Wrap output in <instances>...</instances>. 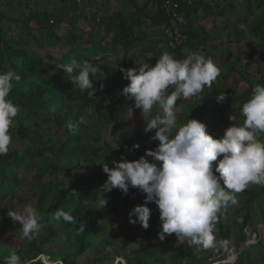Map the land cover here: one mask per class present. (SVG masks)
Segmentation results:
<instances>
[{"label": "trees", "instance_id": "16d2710c", "mask_svg": "<svg viewBox=\"0 0 264 264\" xmlns=\"http://www.w3.org/2000/svg\"><path fill=\"white\" fill-rule=\"evenodd\" d=\"M113 1L0 0V72L12 69L21 76L9 94L20 107L10 128L12 142L9 152L0 155V264L12 252L21 264H121L117 258L125 264H202L225 246L242 249L233 264H264L261 242L242 247V230H255L264 209V185L250 183L234 193L235 205L218 210L215 248L190 246L185 239L174 254L170 253L174 244L167 240L176 236L159 238L161 221L154 202L147 205L151 209L147 229L130 223L121 212L129 213L144 203L146 194L141 190L130 187L125 195L113 189L105 193L108 203L103 208L95 192L107 179L103 164L111 168L112 161L122 157L138 160L159 144L152 139L155 129L149 133L143 129L162 110L154 105L143 118L134 101L122 95L128 81L120 68L136 67L135 61L154 65L164 52L179 60L193 53L202 55L219 67L220 74L197 96L177 100L171 137L189 119L205 123L213 138L222 137L234 123L230 116L242 122L243 103L255 86H264V0H170L174 5H167L169 0H121L119 5ZM167 9L169 14V9L182 12L185 18L179 28L184 40L168 48L162 33ZM216 11L225 17L222 32H227L229 43L214 51L209 40L218 35L201 21L216 16ZM243 39L250 42L248 49L241 47ZM55 49H63L59 57L50 53ZM230 51L235 58L228 62ZM246 53L252 57L242 64ZM73 58L89 61L104 72L93 81L97 90L91 98L71 84L60 67ZM233 74L239 78L237 90L229 82ZM172 91L170 86L167 94ZM221 93L226 98L218 103ZM69 123L78 125L74 133ZM117 125L122 134L113 129L107 142L106 128ZM257 135L264 142V132ZM136 144L139 148L133 147ZM26 207L43 218V227L31 239L23 237L20 223L7 215ZM57 208L70 212L77 223L52 220ZM81 222L84 231L78 230Z\"/></svg>", "mask_w": 264, "mask_h": 264}, {"label": "clouds", "instance_id": "9594fccd", "mask_svg": "<svg viewBox=\"0 0 264 264\" xmlns=\"http://www.w3.org/2000/svg\"><path fill=\"white\" fill-rule=\"evenodd\" d=\"M168 3L174 5L170 0ZM169 11L170 14L166 10L169 18L162 29L166 37L164 28L173 14H182L183 22L179 28L185 24L182 12ZM168 46L167 37L166 48ZM99 59L94 57L96 61ZM135 63L136 67L119 69L128 81L122 95L134 101V108L140 110L143 118L149 115L154 105H159L162 112L148 120L143 129L145 133L155 129L152 139L158 140L159 144L155 150H146L138 160L129 161L122 157L120 161L113 160L111 168L107 163L102 165L107 179L95 191L101 197L99 206L103 208L107 205L105 193L113 189H119L126 195L130 187L138 188L146 197L143 204L129 211L130 223H139L147 229L151 216L147 205L154 202L161 221V232L158 234L161 240L166 235L175 234L177 242L187 239L190 246L215 248L214 227L218 210L222 206L235 205L237 199L234 193L243 191L250 183L264 185V142L257 135L264 132V86H255L251 97L243 103L240 110L242 122L235 115L229 117L234 123L225 128L222 137L213 138L207 132L206 124L197 119H189L171 137L172 129L176 128L174 109L177 100L197 96L206 86L210 88L220 69L211 59L196 53L179 60L164 52L154 65L144 61ZM60 67L70 77L71 84L89 98L97 90L93 81L104 76V72L89 61L79 62L73 58ZM20 80L21 76L12 69L0 72V155L9 152L12 142L10 128L20 107L13 103L9 94L14 82ZM170 86L173 91L167 94ZM225 98L221 93L216 99L219 103ZM128 110L131 118L133 108ZM77 128V124H68L69 131L73 133ZM133 147L139 148V145ZM218 157L222 158L218 160ZM213 162H216L215 166ZM7 215L20 223L22 236L28 239L43 227V218L32 207H26L21 212L8 211ZM51 219L77 223L74 216L63 208H57ZM78 230H85L84 222L80 223ZM208 260L202 264H209ZM117 261L125 264L122 259ZM4 264H21V258L12 252L5 257Z\"/></svg>", "mask_w": 264, "mask_h": 264}, {"label": "rangeland", "instance_id": "374dc122", "mask_svg": "<svg viewBox=\"0 0 264 264\" xmlns=\"http://www.w3.org/2000/svg\"><path fill=\"white\" fill-rule=\"evenodd\" d=\"M121 0H115L113 1V4L114 5H119ZM50 9L53 8V4H50L49 5ZM217 15L214 16V17H210L208 19H204L201 21V24L204 25L207 29H210L212 30L213 32H215L216 35H218V37H213V35H211L210 37V40H209V47L212 48L214 51L217 50V48H221L223 47V44L224 46H227V43H229L226 39L227 37V32H222V23L225 21V17L224 16H218V12L216 11L215 12ZM241 30L243 31V33H245L246 35V30L244 28L243 25L240 26ZM228 38V37H227ZM229 39V38H228ZM241 47L244 48V49H248L250 47V42L246 39H243L242 42L240 43ZM264 44L261 46L263 47ZM165 50V49H164ZM63 51L62 50H59V49H55V50H52L50 51V53H52L55 57H59L61 52ZM234 51H230V54L229 56H227L228 58V62H230L231 60H233L235 58V55L233 53ZM139 54V52L137 53V55ZM251 54H248L246 53L244 59L242 60V64L244 63V61H247L248 59H251ZM226 68H227V65L224 64L222 67H221V70H222V73H224L226 71ZM239 78L233 74L230 79H229V82L231 85H233V88L234 90L238 89V86L240 85L239 84ZM237 117V116H236ZM113 129H117V131L122 134V129L119 125L117 126H109L108 128H106V132H105V140L107 142H110V138H111V132ZM121 212L125 213L126 215H124L125 217L127 216V218H129L128 216V213L125 209H123ZM260 213H261V216L264 218V211L260 210ZM259 218V217H258ZM260 219V218H259ZM234 229V228H233ZM166 239V238H164ZM167 242H169L171 245L174 244V247L171 249L170 253H175V247H178V246H181L183 244V242H177V238H169V240H167ZM260 242H264V237L262 238V240ZM172 246H169V248H171ZM121 250H126V247L123 249L120 247ZM120 259V258H117V260ZM165 264H169L168 261L165 262Z\"/></svg>", "mask_w": 264, "mask_h": 264}, {"label": "built area", "instance_id": "2783aa9c", "mask_svg": "<svg viewBox=\"0 0 264 264\" xmlns=\"http://www.w3.org/2000/svg\"><path fill=\"white\" fill-rule=\"evenodd\" d=\"M166 4L169 5L168 1H166ZM172 16L173 17H171L169 24L164 28V33L169 38L170 46L179 44L184 40V37L179 34V25L183 22L182 14L177 13L173 14ZM242 231L245 234V240L242 244V247H248L253 244H257L262 239L260 230L254 233H251L247 229H243ZM241 250V248L237 250L235 248L226 249L228 253L225 255V257H223L221 254H217L216 257L210 258L208 260L210 262L209 264L234 263Z\"/></svg>", "mask_w": 264, "mask_h": 264}, {"label": "crops", "instance_id": "0c3cea01", "mask_svg": "<svg viewBox=\"0 0 264 264\" xmlns=\"http://www.w3.org/2000/svg\"><path fill=\"white\" fill-rule=\"evenodd\" d=\"M262 211H264V209H262ZM258 212V211H257ZM259 215H260V219H259V222L257 223V225H256V227H255V230H250V229H248L247 228V230L248 231H250L251 233L253 232H256V231H258V230H260L261 231V237L263 238L264 237V218L261 216V213H259ZM243 232V231H242ZM244 234V233H243ZM244 237H245V234H244ZM245 239V238H244ZM262 240V239H261ZM262 243V245H263V247H264V242H261ZM258 244V243H257ZM257 244H253V245H257ZM252 246V245H251ZM230 249V247H228V246H225L224 248H223V250L220 252V254L222 255V256H225L228 252L226 251V249ZM232 248V247H231Z\"/></svg>", "mask_w": 264, "mask_h": 264}]
</instances>
